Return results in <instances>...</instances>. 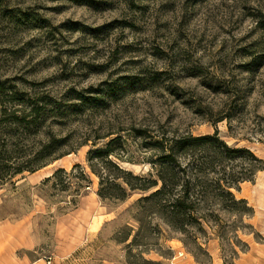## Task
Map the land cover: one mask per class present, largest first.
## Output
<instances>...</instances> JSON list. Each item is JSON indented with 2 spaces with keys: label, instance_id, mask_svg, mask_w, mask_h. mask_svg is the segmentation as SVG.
<instances>
[{
  "label": "rangeland",
  "instance_id": "374dc122",
  "mask_svg": "<svg viewBox=\"0 0 264 264\" xmlns=\"http://www.w3.org/2000/svg\"><path fill=\"white\" fill-rule=\"evenodd\" d=\"M9 2L0 264H264V0ZM216 129L263 160L230 189L251 211L209 196L171 222L188 176L152 195L159 158L186 165L201 148L177 140Z\"/></svg>",
  "mask_w": 264,
  "mask_h": 264
},
{
  "label": "trees",
  "instance_id": "16d2710c",
  "mask_svg": "<svg viewBox=\"0 0 264 264\" xmlns=\"http://www.w3.org/2000/svg\"><path fill=\"white\" fill-rule=\"evenodd\" d=\"M10 7L9 0H0V23H4L6 19L13 23L18 19L14 15L13 8ZM20 13L19 16L22 20L29 18L30 14L25 10L20 9ZM225 118L226 116L220 120ZM188 146L189 148L200 147L202 156H190L192 160L182 166L177 164V158L173 152L159 158L160 172L158 176L162 181V187L155 190L152 195H159L167 187L176 185L177 181L174 179L178 172H183L182 174L188 176L181 189L176 191L168 202L171 207L169 216L171 222L179 223L182 226L187 214L193 216V212L189 213L188 211L193 210L196 204L208 201L209 196H213L214 200L221 203L223 209L237 211L239 214L251 211L247 202L244 199H237L230 189L236 187L240 181L253 178L257 171L263 169V160L255 156L248 148L229 146L220 138L217 129L213 134L187 136L177 140L176 148L183 150ZM110 163L122 173L131 174L115 162L110 161ZM209 173L213 176L209 177L207 175ZM193 176L197 178V182L191 184L190 180ZM192 185L199 187L194 192L195 194H192ZM203 217L199 218L203 219Z\"/></svg>",
  "mask_w": 264,
  "mask_h": 264
},
{
  "label": "built area",
  "instance_id": "2783aa9c",
  "mask_svg": "<svg viewBox=\"0 0 264 264\" xmlns=\"http://www.w3.org/2000/svg\"><path fill=\"white\" fill-rule=\"evenodd\" d=\"M50 262V261H49Z\"/></svg>",
  "mask_w": 264,
  "mask_h": 264
}]
</instances>
